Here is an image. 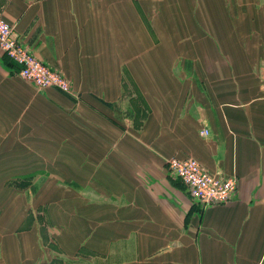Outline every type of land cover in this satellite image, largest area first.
<instances>
[{"label":"crops","instance_id":"0c3cea01","mask_svg":"<svg viewBox=\"0 0 264 264\" xmlns=\"http://www.w3.org/2000/svg\"><path fill=\"white\" fill-rule=\"evenodd\" d=\"M0 14L73 90L37 91L0 48V165H31L45 125L65 152L67 121L85 153L67 163L75 214L0 230V264H264V0H0ZM174 156L236 176V193L195 201ZM25 171L7 179L38 176Z\"/></svg>","mask_w":264,"mask_h":264},{"label":"rangeland","instance_id":"374dc122","mask_svg":"<svg viewBox=\"0 0 264 264\" xmlns=\"http://www.w3.org/2000/svg\"><path fill=\"white\" fill-rule=\"evenodd\" d=\"M29 50V49H28ZM33 54V53H32ZM132 63V60L130 61ZM52 69V68H51ZM121 70V68L119 67ZM54 71L60 72L57 69ZM61 73V72H60ZM63 74V73H61ZM64 75V74H63ZM65 76V75H64ZM68 79V78H67ZM69 80V79H68ZM70 81V80H69ZM37 91H43L51 88H42L36 83L29 82ZM134 85V84H133ZM131 84V89L135 91L137 88L136 85ZM53 89L63 92L57 87H52ZM66 93V92H64ZM73 93V90H71ZM70 93V94H71ZM132 93V91H131ZM132 96V95H131ZM70 121H67L66 132H65V141L66 148L65 152H59L60 150L55 148L57 141H62V134L54 131L50 126L49 133H46L45 136L42 135V138H36L35 141L37 144H40L41 141H44V148H34V161L31 165H0V174L7 173L0 180V189L2 194L0 195V230L1 232L5 231H23L26 224H32L31 222L36 220H45L49 219L48 216L52 215V212H59L61 215L64 213L74 215V201L73 191L68 185H71L72 182L69 181L73 177V168L71 164L72 157L75 152L81 153L82 156L85 153L81 152L78 148H73V140L75 135L73 134V128L70 127ZM40 135V134H39ZM78 141H81L79 139ZM35 143V142H34ZM55 145H54V144ZM47 144V145H46ZM87 151V150H85ZM89 154V152H86ZM78 156H81L78 154ZM70 163V164H67ZM28 171H34L38 173V176L35 180L31 178H21L18 180H8L11 175L21 174ZM46 172L47 178H40V172ZM30 174V173H28ZM22 177V176H21ZM20 178V177H19ZM40 179V180H38ZM66 184V185H65ZM26 189H30L25 191ZM32 189V190H31ZM45 190V191H43ZM15 201L18 203V207H15ZM85 201V202H84ZM83 204L89 205V198L83 197ZM64 206V208H62ZM73 206V207H72ZM15 207V210H14ZM59 207V208H58ZM17 212V218L16 213ZM14 220H16L14 222ZM14 224L16 227H13L12 230L9 223ZM26 223V224H25ZM6 227L7 229H4ZM28 227V226H27ZM3 228V229H2ZM21 228V229H20ZM20 229V231H19Z\"/></svg>","mask_w":264,"mask_h":264},{"label":"built area","instance_id":"2783aa9c","mask_svg":"<svg viewBox=\"0 0 264 264\" xmlns=\"http://www.w3.org/2000/svg\"><path fill=\"white\" fill-rule=\"evenodd\" d=\"M0 48L19 68V74L28 82L42 88L57 87L71 93L72 85L66 76L54 71L37 59L15 35L11 25L0 14ZM202 134L207 135L204 130ZM170 173L188 189L192 198L205 205L228 202L236 193V176L222 177L209 172L198 160L174 156L167 161Z\"/></svg>","mask_w":264,"mask_h":264}]
</instances>
